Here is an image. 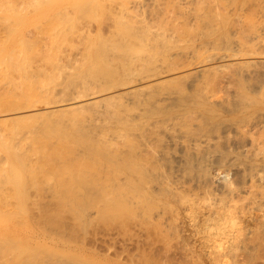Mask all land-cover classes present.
<instances>
[{
    "label": "bare ground",
    "instance_id": "1",
    "mask_svg": "<svg viewBox=\"0 0 264 264\" xmlns=\"http://www.w3.org/2000/svg\"><path fill=\"white\" fill-rule=\"evenodd\" d=\"M29 2L32 1L29 0ZM48 3L49 0H38L39 6L37 2L34 3L35 7L32 6L33 9L45 10L42 13L34 9L40 17L59 12L56 15L58 21L55 31L49 34V29L47 30V35L51 36V39L49 38V46V39H46L47 45L43 44L45 48L48 46L46 51L44 47V49H38L37 46H41L42 40L30 38L31 34H27L29 31L25 33L24 29L18 30L9 24L8 30L6 24L9 20L4 24L6 27L2 23L9 32L8 36L5 33L6 39L0 40V124H9L18 128L14 130L13 127L15 132L9 135L1 134L0 131V222L7 225L5 230L0 231V264H120L111 261L110 255L93 250L92 248H95L93 246L90 248L86 245L85 238L79 239L78 236L72 235L70 230L67 231L65 220L74 222L80 229L78 234L85 235L88 227H93L92 224L95 226L96 220L111 217V214H121L126 208L128 210L126 203L132 202L131 199V202H126L129 201L127 200L129 195L134 194L131 197L139 204L146 202L148 205H154L156 202L154 196L158 195L151 193L152 189L151 192H141L143 186H137L133 181L135 174H137L136 178L146 177L144 168L140 167L146 156L142 157L144 145L141 140H138L139 136L141 135L140 139L143 142L145 140L146 143L148 127L153 130L160 127L159 131L164 127L166 129L170 124L182 127V124L186 122L189 124L192 120L191 124L200 115H202L200 118H206V121L200 119V123L202 120L204 125L207 119L212 122L220 118L218 115L220 106L228 107L230 103L234 105V102L227 99L229 96H226L222 89L225 86L224 79L219 80L222 76L217 77L219 74L216 75L215 68L208 64L211 61L206 59L209 55L204 58L202 51L206 52L205 49L211 46L221 47L224 43L229 45V41H233V36L237 38L236 43H239L234 45L247 48L243 50L244 53L249 51L248 46H252L255 42L264 45V0H81L72 7L69 6L72 0H64L61 5L53 8H49ZM26 6L24 10L27 9ZM4 7L3 3H0V12L4 13ZM248 8H252L251 12L244 15L243 11ZM24 10V13L18 10L20 14L17 13V15L30 13ZM51 20L49 24L53 22ZM54 23L51 24L54 25ZM61 42L68 44L69 47L72 45L76 49L80 47V55L73 56L72 49H70L72 53L68 54L71 57L64 54L65 51L62 48L60 51ZM251 46L253 51L255 48L252 49ZM247 53L245 55L249 57ZM199 56L205 60L203 61ZM192 57L202 60L200 62L199 59L195 63ZM213 57H211L212 61ZM185 80L193 81L191 86L193 89L190 92L187 89L186 92L182 85ZM179 83L180 85H177ZM244 86L242 91L238 92L239 96L236 95L239 101V105L235 104L239 106V125L234 122V125H230L238 132L240 128L245 129L249 124L251 130H256L260 125L262 126V123L264 124V88L260 89L259 95L254 93L253 95L243 91L246 90ZM188 124L187 126H190ZM243 124L246 125L242 126ZM187 126L183 125L184 128ZM138 132L141 134L136 137ZM255 138L257 137L253 136L250 140L251 149L255 150L253 153L257 158L264 160V144L261 146L260 143H256L259 139ZM115 139L123 140L125 145L119 140L118 144L121 143L126 149L122 146V150L111 146ZM147 140L149 141L148 138ZM95 158L102 159L108 165L112 163L120 169V173L123 170L134 175H127L129 176L127 182L119 181L117 176L104 181L101 172L96 168L93 169L92 166L95 164L90 162ZM168 182L162 183L158 193L161 197L177 198L176 186H169ZM141 183L143 184L142 180ZM131 190L134 193H130ZM250 193H254L253 189ZM262 195L259 200L263 201L264 194ZM47 196L51 200L47 201L45 199ZM257 206L255 209H261ZM166 207L169 208L168 205ZM147 210L144 209L143 214ZM126 213L129 212L126 211ZM115 216L113 215L114 218ZM149 216L147 215V218ZM135 217L137 218L136 215ZM4 224L1 223L0 226Z\"/></svg>",
    "mask_w": 264,
    "mask_h": 264
},
{
    "label": "rangeland",
    "instance_id": "2",
    "mask_svg": "<svg viewBox=\"0 0 264 264\" xmlns=\"http://www.w3.org/2000/svg\"><path fill=\"white\" fill-rule=\"evenodd\" d=\"M12 1L13 0H6L5 2H4V0L0 1L1 4L3 3V7L5 6L4 4H6L7 7L9 6L8 7L9 9H7L6 6L3 8L4 13H2V11L0 12V17H2V18H0V21L3 20V22H0L1 23L0 24V28H1L0 29V35H1L0 38L1 39L0 40L2 41V40H4V38L5 39L7 38L9 31H7L4 27H6V25L9 24L10 26L13 25L12 27L13 28L15 27V29H18V30L24 29L26 31L25 33H27L29 31L27 34L28 35L31 34L30 38L34 39V37H35L37 39L39 38L38 40H42L41 41L42 43H40L42 47L40 45H38L37 46L38 49L40 50L43 47L45 48L46 46H44V45L45 44L47 45V40L49 38L51 39V36L47 35V33H48L47 30L49 29L48 30L49 34H52L55 31L56 26H57L56 24L58 21V19H57L58 17L56 15L59 12L58 13L56 12V14H54V15L50 14L46 17H40L39 16L40 14H38V12L37 13L34 12L35 8L34 9L32 8V6H34V3L36 4V2H37V6H39L38 0L37 1L36 0H30L32 2H29V0L28 1L27 0L26 1L25 0H18L19 2L17 0H15L14 2H12ZM50 1H51V3H50ZM63 1L64 0H49V3L47 6L49 8L57 7V5H61ZM80 2H81V0H72L71 5H69V6L72 7V5L78 4ZM15 3H18L19 6H18V4H15ZM30 3H32V4H30ZM28 4L30 6H28ZM39 4H41V3H39ZM25 6L27 8V9L25 8L26 10H24ZM47 6H45V7H47ZM22 8L24 11H27L26 13H28V11H30V13L27 15L22 14V13H21V15H17V13L20 14L19 12H23ZM1 9H2V7H1ZM14 9H17V10H14ZM18 10H20V11L18 12ZM36 10L40 11L39 9H35V11ZM59 10H61V8H59ZM251 10H252V8H248V9L243 11V14L244 15L249 14L251 12ZM32 11H33V13H32ZM44 11L45 10L40 11V12L43 13ZM52 15H53V17H52ZM50 16L52 17L53 22H55L54 23L55 26L52 25L53 22H50V24H49V21L51 20ZM54 16H56V18ZM5 17H6V20L4 21ZM20 18H22V19L20 20ZM32 18H34V20ZM53 18H55V19H53ZM35 19H37V20L35 21ZM47 19H50V20H47ZM6 21H8V23ZM47 21H48V23H47ZM11 22L12 23L14 22V23L11 24ZM42 22H45V23L43 24ZM2 23H3V25L6 23L7 24L4 25V27H3ZM15 24L17 26L18 25L19 26L17 27ZM48 24L50 25L49 28H48ZM9 25L7 26L8 30L10 28ZM51 28H53V30ZM3 29L6 32H4ZM38 30L39 31L41 30L40 32H42V31H44V32L40 34V32ZM32 31H34L35 34ZM51 31H52V33H50ZM2 32H3V34H2ZM5 33L7 36H5ZM45 34L47 36H44ZM37 35H38V37H37ZM44 38H45V40H44ZM50 39L48 40V42L50 41ZM43 40L46 43H44ZM234 40H235V42H234ZM236 41H237V38L236 37L234 38V36H233V41H231V42L229 41V45L224 43L223 46H221L222 48L220 46H219L220 48L219 47L214 48L215 46L213 45L214 47L211 46L210 48L208 47V49H205V50H207L206 52L202 51V52L206 53V54L203 53L202 55L204 58L209 55L206 59L210 60L211 62H209L208 64L212 65V67L215 68L216 75L219 74L217 77L221 78V76H222L221 79H219V78H217V79H219V80L224 79V84L226 86V87L225 86L224 87L226 89H224V87H223L222 89L225 92L223 90L222 91L224 92V94L226 93V96H229V97H227V99L229 98L230 102H234V105L235 104L239 105V101L237 99V97L239 96L238 92H240V90L242 91L244 85H245L244 87L246 88V90H243V91H245V92L248 91V93H251V94L254 93L256 95H259L260 94L259 92H261L262 88H264V56L262 57V55H264L263 54L264 53V45L262 43L258 44L256 42H255V44L253 43L252 46L247 45L250 50H251L250 46L252 47V49L255 48L254 49L255 53H254V50L253 51L247 50L248 53L247 52L244 53L243 50H245L247 48H245V46H244V48L241 47L242 49L239 46L237 47L236 45H239V43H236ZM49 44H50V42L48 43V46H49ZM62 44L60 46V51L62 48L66 52V53L64 52V54H67V56H70L68 54H70L72 52H73V54H72L73 56L74 55L75 56L80 55L79 54V53H81L80 47L76 46L79 48V50H77L78 48L76 49L72 45H70V47H69V46H67L68 44H65V43H62ZM234 44H236V45H234ZM48 46H47V48H45V49L43 48V49L46 51L48 49ZM71 47H73L75 49H73ZM229 48H231V49L229 50ZM239 48H240V50H239ZM70 49H72L73 51ZM217 49H219V50H217ZM44 50H42V51L44 52ZM68 50H69V52H67ZM246 53H247V55L249 54V57H247L245 55ZM242 55H245V56L243 58H240V56L242 57ZM199 57H201V56H199ZM203 57H201V58L203 59ZM211 57H213V61H212ZM192 58L194 59L193 62H195V61L198 62L197 60L200 59V58H198L196 60L195 57H192ZM224 58H226V59H224ZM202 59H200L199 61L201 62ZM222 59H224V60H222ZM204 60L205 59H203V61ZM189 61H190V59H189ZM242 61L244 64L242 63ZM193 62L191 61V63H193ZM247 64H248V66H247ZM249 65H251V66H249ZM233 66H234V68H233ZM220 68H222V70ZM228 69H230V71ZM240 70L241 71L244 70V71L241 72ZM222 71L225 73H223ZM212 73H214V71ZM231 76H232V78H231ZM228 78H229V80H228ZM187 81L188 80H185V83H182V85L184 86L185 91L187 89V91L189 90V92H190V90L193 89V87H191V86H193V81H191V80H189L188 82ZM253 81H254V83H253ZM221 82L223 83V81H221ZM240 83L242 86L240 85ZM177 85H180V83ZM232 85H233V87H232ZM189 88H191V89H189ZM215 92H216V90H215ZM219 93L221 96L222 95L221 91ZM237 94H238V96L236 97ZM230 102H227V103H230ZM232 104L233 103L228 104L227 105L228 107H226V105H222V107L224 109L220 106L219 107L220 112L218 113L220 118L215 120V121L211 120L212 122H210V120L207 119V122L206 123L204 122V125H203V121H206V118L203 117V119H202V118H200V117H202V115L199 116V114H198L199 122H198V119H196L195 116L193 115L194 117L193 116L192 117H193V119L194 118L195 119H194V122H192L191 124H190V122L192 120L189 121L190 126H187L188 122H186L187 124L186 123L182 124V127L179 125L171 126L172 124H170V126L166 127V129H165V127L161 128L160 129L161 132L159 131L160 127L154 129L155 131L152 128L150 129V127H148L149 130L148 129L147 130L149 132H148L147 136H150V137L146 136V138H145L146 143H145V140L143 142L142 139H140L141 133L138 132L136 134L137 135L136 137H138L140 135L139 136L140 138H138V140L139 141L141 140V143H143V145H144L143 146V153H142L144 156H142V157L146 156L145 159L143 158V162H142L143 164L141 163L140 167L144 168L143 169V170H145L144 175L146 174L145 175L146 177H139L138 176V178H136L137 174H135V175L129 174L128 172L123 171V170L121 171L122 173H120V171H119L120 169L118 167L113 166L112 163H109V165H108L102 159H100L101 161L97 158L90 160L91 164H95L92 166L93 169L96 168L97 170H99L101 172L100 174H101V176L104 177L103 178L104 181H109L111 177L117 176V179L119 181L127 182L129 176L134 175V177H135V179L133 180L134 184L137 186L141 185L140 187L143 186L141 188L142 190L140 189L141 192H151L153 190L151 193H154V195H158V196H156V197L154 196V199L156 201V202L154 201L155 202L154 205H148V204H146V202H144V204L140 203L141 204L140 205L136 199H133L131 197L134 194L129 195L130 197L128 196V199H127L129 201H126V202H131V200H132L133 203L132 202H131V204L126 203L127 207H129V208H128V210H126L127 208L124 209V212L122 210L121 214H123V216L120 213L117 215L113 214L114 216L116 215L115 216L116 218H114L113 215L111 214V217L107 216L108 219L104 217V218H102L103 221L101 218H100L101 221L96 220L94 222L95 226H94V224H92L91 226H93V227H91V228L88 227V230H89V231L87 230L88 235L87 234L84 235V233L78 234V232H80V229L78 228V226H76L74 222H73L74 223L73 224L72 221H70L69 219H66L65 220V226L66 225L68 226V227L66 226L67 231L70 230L69 232L70 233L72 232L71 234L75 235V237L78 236L79 239L85 238V241L89 240L88 242L86 241V245H88L90 248H92V246L95 247L92 249L97 251V252L110 255L111 261L117 262L120 264H136V263L137 264H147V263H149V264H175V263L176 264H183V263L184 264H216V263L217 264H234V263H236V264H264V200L263 201L259 200V198L263 196L262 194H264V178H263L264 177V167H263L264 166V160H261V159L257 158L256 155H254L255 150L251 149V144H250L251 143L250 140L253 139V136L254 137L256 136L257 138H255V139H257V140L259 139V142L256 141V143H258V144L260 143V145L263 146V144H264V138H263L264 137V127H263L264 124L262 123V126L260 125V127H258L256 130L249 129V125H250L249 124L248 127L247 126L245 127L246 131H245V129H243L244 127H242V128H240V130L238 132L237 129H234L230 126V125H234V124L239 125V121H238V119H239L238 107L239 106L235 105V107L237 108V110H236V108ZM231 109H232V111H231ZM195 115H197V113ZM257 118L259 119V117H257ZM200 119L203 120V121L201 120V123H200ZM195 120H197V121H195ZM233 122H234V124H233ZM248 122H249V120H248ZM248 122H245V123L248 124ZM228 123H230V124H228ZM224 124H226V125H224ZM6 125L0 124L1 134L2 133L4 135L12 134L13 132H15V131H13V127H14V130H17L16 129L17 126H12L9 124H6ZM183 125H184V127L187 126V128H184ZM245 125L243 124L242 126H245ZM4 127H6V128H4ZM11 129H12V131H11ZM253 129H255V128H253ZM150 130L153 132H151ZM156 131H157V133H156ZM243 131L245 132V134ZM192 132H194V133H192ZM203 133H205V134H203ZM167 134H168V136H167ZM190 134H192V135L190 136ZM200 134H202V135H200ZM157 136H159V137H157ZM188 137H191V138H188ZM147 138L149 139V141L147 140ZM116 140L117 139L113 140V142H112L113 144H110V145L113 147H117V149L122 150L123 148H121V146H122V144H124L123 140L118 139L122 144L121 143L118 144L119 141L118 140L116 141ZM157 140H159V141H157ZM115 141H116V144H114ZM155 141H156V143H155ZM198 141H200V143ZM148 143H150L149 146H146V145H148ZM124 145L122 147L125 148ZM250 150H251V153H250ZM263 150L261 149V151H263ZM246 151H248V153ZM150 155H152V156H150ZM251 155L255 156L256 158L251 156ZM196 157H197V159H196ZM92 161H93V163H92ZM150 162H151V164L152 163L153 164L151 165ZM188 164L190 167L188 166ZM97 165L98 166L100 165L99 166L100 168ZM106 166H107V168H106ZM104 168H105V170H104ZM146 168H148V169H146ZM183 168H185V169H183ZM257 168L259 170H257ZM121 169H124V168L121 167ZM117 170H118V172H117ZM159 170H161V171H159ZM255 170H256V172H255ZM252 171H253V173H252ZM145 172H147V173H145ZM107 173L109 174V176ZM123 174H125V176H127V175H129V176L125 177ZM184 174L186 175L185 177H184ZM156 175H157V177H156ZM105 176H106V178H105ZM140 176H142V175H140ZM140 178H141L143 184L141 183V180H139ZM148 178H150V179H148ZM244 178H245V180H244ZM122 179H124V180L122 181ZM200 179H201V181H200ZM164 181L165 182L169 181L168 182L169 186L170 185H172V187L176 186L175 188L178 191L177 192L178 193L177 198L169 197V196H165L166 198L164 196L161 197V194L158 192L160 191L161 185ZM136 183H138V184H136ZM246 185H248V187ZM252 185H253V188H252ZM249 186L251 187V189H253L254 193L256 191L257 194L256 193L255 194L250 193L251 189L249 190V188H250ZM197 190H199V191H197ZM179 192L183 195L179 194ZM208 192H210V193H208ZM130 193H134V191L131 190ZM197 194H199V195H197ZM188 195H189V197H188ZM192 195H193V197H192ZM210 195L213 196L214 198L211 197ZM237 195L239 198L237 197ZM242 196H243V198H242ZM47 197H45V199L47 201L51 200V198L49 196H47ZM184 197H186V198H184ZM170 198H172V199H170ZM173 198H175L176 200L178 199V200L177 201L175 199L173 200ZM194 198H196V200L197 199L198 200L196 201V200H194ZM157 199H159L160 201H158ZM253 199H254V201H253ZM164 201L166 203H169V204L171 203V205L164 203ZM255 201H256V203H255ZM183 202H184V204H183ZM166 205H168L170 209L168 207H166ZM256 205L259 206V207L257 206L258 209L259 208H261V209H259V210L255 209ZM160 206H162V207H160ZM163 206L165 208H163ZM253 206H255V207H253ZM157 207H159V209ZM143 208L145 210H147V209H149V210L144 211V214H143V212H142L144 210ZM150 208L151 209L153 208V209L151 210ZM173 208H175V209H173ZM160 210H162V211H160ZM126 211L129 213H126ZM175 211H177V212H175ZM135 212H136V214H135ZM128 214L129 215L132 214L131 215L132 217L129 216ZM149 214H150V216H149ZM135 215L137 216V218L135 217ZM147 215L149 216L148 218H147ZM151 216H154L153 218L156 221H154ZM159 216H160V218H159ZM142 218H144V219L142 220ZM155 218H157V219H155ZM161 218H162V220H161ZM105 219H106V221H105ZM116 219H117V221H116ZM123 221H125V222H123ZM128 221H129V223H128ZM131 221H133V222H131ZM140 221L141 222L143 221V222L141 223ZM1 223L4 224L3 222H0V224ZM70 225L72 228L70 227ZM150 226H152V227H150ZM161 226H162V228H161ZM124 227H126V228H124ZM6 228H7V225L4 224V225L0 226V231L5 230ZM156 228H158L160 231H158V229H156ZM126 229H127V231H126ZM110 230H111V232H110ZM122 231H125V232H122ZM109 233H111V234H109ZM126 233L128 234V236ZM132 234H133V236H132ZM80 235H82V236H80ZM152 235L156 236V237H153ZM86 236H87V238H86ZM106 237H108V238H106ZM126 238H128V239H126ZM151 239H153V240H151ZM164 239H166V240H164ZM113 240H115V241H113ZM244 242H246V243L248 242V243L246 244ZM241 244H242V246H241ZM240 247H241V249H240ZM147 248H149V249H147ZM151 253H152V255H151ZM119 256H122V257H119ZM234 256H235V258H234ZM116 257H118V258H116ZM133 257H134V259H133ZM139 257H140V259H139ZM147 259H148V261H147ZM127 261H129V263ZM131 261L133 263H131ZM241 261H242V263H241ZM243 262H245V263H243Z\"/></svg>",
    "mask_w": 264,
    "mask_h": 264
}]
</instances>
